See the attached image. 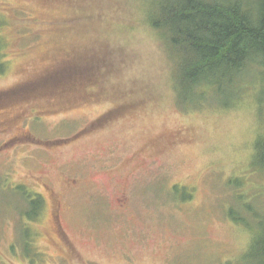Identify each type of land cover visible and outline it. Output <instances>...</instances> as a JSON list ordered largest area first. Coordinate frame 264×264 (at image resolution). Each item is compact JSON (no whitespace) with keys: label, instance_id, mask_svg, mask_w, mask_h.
Segmentation results:
<instances>
[{"label":"rangeland","instance_id":"1","mask_svg":"<svg viewBox=\"0 0 264 264\" xmlns=\"http://www.w3.org/2000/svg\"><path fill=\"white\" fill-rule=\"evenodd\" d=\"M160 1L0 0V264H260L261 71L187 93Z\"/></svg>","mask_w":264,"mask_h":264},{"label":"trees","instance_id":"2","mask_svg":"<svg viewBox=\"0 0 264 264\" xmlns=\"http://www.w3.org/2000/svg\"><path fill=\"white\" fill-rule=\"evenodd\" d=\"M149 21L163 34L177 79L190 95L202 85L214 86L221 95L249 66L260 69L264 80V0H161ZM256 159L264 167V135L258 139ZM30 197L29 211L22 216L34 221L41 199ZM259 230L254 244L264 264V219ZM25 236L31 258L28 229Z\"/></svg>","mask_w":264,"mask_h":264}]
</instances>
